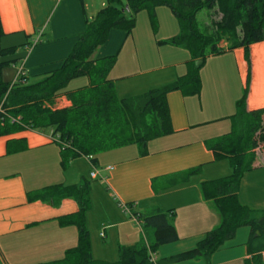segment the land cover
Wrapping results in <instances>:
<instances>
[{"label":"crops","instance_id":"1","mask_svg":"<svg viewBox=\"0 0 264 264\" xmlns=\"http://www.w3.org/2000/svg\"><path fill=\"white\" fill-rule=\"evenodd\" d=\"M105 1L0 0L3 38L17 41L11 45L25 47L34 31L47 24L45 30H49L51 40L40 46L46 48L44 57L34 55L35 47L27 58L19 60L28 70L27 78L58 69L84 32L85 22L94 18ZM155 16V33L148 15L142 12L129 35L110 31L105 44L94 54V60L116 57L107 79L119 100L166 87L187 73L189 54L185 50L157 44L178 34L176 20L166 8L156 9ZM248 54L245 110L254 112L264 109V42L250 46ZM83 79L86 81L80 83ZM199 79L197 97H183L179 92L167 95L173 134L148 143L144 157L130 146L94 157L95 165L91 159L80 157L61 168L60 148L49 135L23 131L0 136V264L58 262L66 251L75 248L77 229L62 226L59 220L76 213L77 205L65 199L54 207L41 202L37 192L56 186L73 187L84 181L90 187L84 227L91 258L96 262L115 263L119 248L140 241L151 245L153 229L143 231L138 214L153 209L167 215L178 238L152 253L156 262L190 251L203 240L218 225L219 218L202 200L200 185L231 174L229 162L215 161L208 145L231 130L230 118L247 79L243 50L207 58ZM87 85L88 79L82 78L71 82L67 90ZM58 100L62 106L57 109L70 107L64 97ZM93 169L96 177L90 179ZM237 199L241 205L264 213V160L256 157L255 169L242 176ZM248 235L247 228L237 230L234 238L212 255L210 264H243ZM262 261L264 264V253Z\"/></svg>","mask_w":264,"mask_h":264},{"label":"trees","instance_id":"2","mask_svg":"<svg viewBox=\"0 0 264 264\" xmlns=\"http://www.w3.org/2000/svg\"><path fill=\"white\" fill-rule=\"evenodd\" d=\"M158 8H166L172 14L178 34L157 44L185 50L189 54L187 73L166 87L119 100L113 83L107 79L116 57L94 60V54L105 44L110 31L119 30L129 35L136 16L142 12L148 15L150 28L155 33ZM202 11H214L220 17L211 26L210 33L202 32L197 24L196 16ZM3 37L0 25V41ZM262 42L264 0H106L94 18L85 22L84 32L58 69L27 78L25 85L11 88L0 80L1 108L9 118L20 120L15 124L0 119V136L23 131L49 135L60 148L61 168L80 157L91 158L95 165L94 157L130 146L136 147L139 156L144 157L148 143L173 134L167 95L179 92L183 97H197L201 89L199 71L206 59L242 49L247 79L242 96L236 102L235 114L230 118L231 130L208 145L215 161L229 162L231 174L200 185L201 198L210 204L219 223L192 250L155 264L188 261L210 264L212 255L241 228L249 230L245 244L247 258L243 264H263L264 213L241 205L237 199L242 176L255 169V151L264 152V109L245 110L250 78L248 49ZM15 52V47H0V59L13 56ZM14 63L0 62V73ZM82 78L88 79L86 87L67 90L71 82ZM59 97H64L70 107L52 109L53 101ZM89 192V183L85 181L73 187L56 186L37 192L41 202L57 207L62 200L69 199L78 209L59 220L60 225L77 229L75 248L66 251L61 261L48 264H150V253L178 241L174 228L167 222V215L153 209L144 215L138 214L142 230L153 229L151 245L140 241L121 247L115 263L92 260L84 227V217L90 207Z\"/></svg>","mask_w":264,"mask_h":264},{"label":"rangeland","instance_id":"3","mask_svg":"<svg viewBox=\"0 0 264 264\" xmlns=\"http://www.w3.org/2000/svg\"><path fill=\"white\" fill-rule=\"evenodd\" d=\"M219 20H220V17L217 14H215L214 11H202L199 14H197V16H196L197 24L199 26V29L202 32L210 33L211 26L213 25V23H217ZM46 25L47 24H45L43 26V28L34 31V33L32 35V38L28 39L29 41L27 42V44H25V47L22 46V45H18V43H16L15 45H11L12 41H16V40H14V38H9L11 40H9L8 38L7 39H5V38L1 39L0 47L2 49L9 48L11 46H16L15 47L16 48V52H15V54L13 56L0 59V62H13V61H15V63L13 65H10L9 67H7V68H5V69H3L1 71L0 80H1V82L3 84H11L12 83V81H13V79L15 77V73H16L15 65L20 64L21 61H19V60L27 58V56L29 54H31V52L35 48V47H32L33 46V41H36V40L38 41V44H37V46L35 48L36 50L34 52V55H39L40 54V58L44 57L45 52H46V48H40V46L42 44L46 45L47 41L51 40L50 38H48V31L49 30L48 29L45 30ZM8 43H10V44L8 45ZM66 43H67V41L66 42H61V44H59V47H62ZM26 47L28 48V50L26 49ZM47 55H48V52L46 53V56ZM26 71L28 72L27 68L25 69V72ZM85 81L86 80L83 79V81H81L80 83L85 82ZM59 98H57V99H55L53 101L52 109H57V108L62 106L61 102L58 100ZM0 107H2V106L0 105ZM263 153L264 152L262 150H260V149L255 151L256 157L258 159H260L261 161L264 160V158H263L264 154Z\"/></svg>","mask_w":264,"mask_h":264},{"label":"built area","instance_id":"4","mask_svg":"<svg viewBox=\"0 0 264 264\" xmlns=\"http://www.w3.org/2000/svg\"><path fill=\"white\" fill-rule=\"evenodd\" d=\"M38 44V41H33V46L32 47H36ZM26 49L28 50V48L26 47ZM27 82V75H26V72H25V68H24V62L21 61L19 66L17 67L16 69V73H15V77L12 81V83L10 84V88L13 87L14 85H25ZM0 119H8L10 120L11 123H15V124H18L19 123V118H16V119H11L9 118L7 115H6V111H4L1 107H0ZM53 143H56V141L52 140ZM88 160H90L91 158H86ZM108 171H111L110 168L107 169ZM89 177L90 179H95L96 177V171L95 169L92 170V172H90L89 174ZM133 221L135 223H138L137 219H133ZM149 263L150 264H155L156 261H155V258H154V255L152 253L149 254Z\"/></svg>","mask_w":264,"mask_h":264},{"label":"water","instance_id":"5","mask_svg":"<svg viewBox=\"0 0 264 264\" xmlns=\"http://www.w3.org/2000/svg\"><path fill=\"white\" fill-rule=\"evenodd\" d=\"M124 10H127V8L125 7V9Z\"/></svg>","mask_w":264,"mask_h":264}]
</instances>
